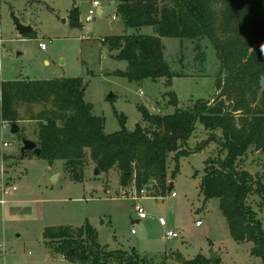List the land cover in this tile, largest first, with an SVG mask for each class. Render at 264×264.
Listing matches in <instances>:
<instances>
[{
    "label": "rangeland",
    "instance_id": "374dc122",
    "mask_svg": "<svg viewBox=\"0 0 264 264\" xmlns=\"http://www.w3.org/2000/svg\"><path fill=\"white\" fill-rule=\"evenodd\" d=\"M73 1L0 0V81L81 77L86 86L85 100L92 104L94 114L104 118L107 134L120 128L119 115L126 118V129L132 130L142 121L139 106L158 114L174 112L175 107L167 104V91L175 93L181 109L191 108L197 99L213 100L217 93L215 77L196 75L217 71L219 64L211 48L205 62L199 63L190 39L163 37L164 56L172 71L195 75L172 77L170 85L164 77L129 81L116 74L127 68L126 62L115 59L117 51L107 49L101 39L153 34V27L134 29L123 25L115 14L116 0H98V7L93 6V0H75L81 23L71 26L68 13ZM90 9L94 13L86 21ZM12 15L21 25L30 26L31 32L19 35ZM39 43L44 47L40 48ZM260 80L262 88L264 75ZM17 125L19 131L12 133L8 124L0 121V176L2 172L4 182L16 187L5 195V203H0V264H76L54 252L42 232L48 226L78 227L85 222L96 230L97 240L106 250L134 251L151 264H182L183 259L195 258L199 253L209 258L215 252L221 264H262L251 254L250 241L237 242L230 235L217 198L204 202L199 193L205 161L218 154L214 141L196 149L209 136L199 120L186 142L190 153L179 158V173L167 177L171 189L161 193L156 185L152 197L137 200L146 213V218L139 221L136 202L122 196L124 187L119 184L117 169L94 174V164L88 158L82 181H73L62 160L50 164L32 151L21 157L22 137L36 139L38 123L24 119ZM263 163L264 154L249 151L242 166L258 177ZM172 166L170 162L168 172ZM248 200L258 211L264 231L260 200L254 194ZM197 220L201 223L196 225ZM169 229L175 230L177 237L165 236Z\"/></svg>",
    "mask_w": 264,
    "mask_h": 264
},
{
    "label": "trees",
    "instance_id": "16d2710c",
    "mask_svg": "<svg viewBox=\"0 0 264 264\" xmlns=\"http://www.w3.org/2000/svg\"><path fill=\"white\" fill-rule=\"evenodd\" d=\"M116 1L115 14L123 25L134 29L148 25L154 32L111 35L103 40L107 49L117 51L115 59L126 62L127 68L116 74L134 82L164 77L170 85L172 77L184 73L172 71L162 38H188L196 51L195 60L205 62L211 48L218 61L215 73L196 74L215 77L213 100L197 99L191 108L181 109L175 93L167 91V104L175 107L174 112L151 113L139 106L142 121L132 130L126 129V118L119 115L120 128L107 134L104 118L94 114L92 104L85 100L81 77L16 79L0 81V121H36L39 157L50 164L62 160L73 181H82L89 158L100 172L117 169L124 188L133 184L140 189L155 181L162 193L172 187L166 184L168 175L174 178L179 173V158L190 153L186 142L199 120L209 136L196 149L214 141L218 150L215 158L205 161L199 193L204 202L217 198L230 235L237 242L250 241L251 254L264 264L262 219L248 200L254 194L260 200L258 208H264V163L258 177L242 166L249 151L264 154V87L260 85L264 0ZM68 17L71 26L80 25L75 0ZM170 162L173 169L168 172ZM42 238L54 252L76 264H151L134 251L106 250L89 222L78 227L48 226ZM182 264L221 262L199 253Z\"/></svg>",
    "mask_w": 264,
    "mask_h": 264
},
{
    "label": "built area",
    "instance_id": "2783aa9c",
    "mask_svg": "<svg viewBox=\"0 0 264 264\" xmlns=\"http://www.w3.org/2000/svg\"><path fill=\"white\" fill-rule=\"evenodd\" d=\"M93 6L94 7H98L99 6V1L98 0H93ZM96 10H99V8H97ZM94 13V10L90 9L88 11V15L86 17V21H90L91 19V16L90 14ZM81 38H85V36L82 34ZM102 41L104 39H101ZM1 42V40H0ZM39 46L40 48H43L44 47V44L43 43H39ZM2 123H5V124H8L9 126V122H2ZM4 146L7 145V143H3ZM3 173L1 172V176H0V191L2 193V196H5V195H8L10 191H14L16 190V187L13 186V185H8L7 182H4L3 180ZM148 185H151V188H149L147 186V184H145V186H143L142 188H137L136 186H134L133 184L131 185H128V187H125L123 188L122 190V196H126V197H129L131 198L132 200H134L136 202L135 204V210H136V213H137V219L136 220H141V219H144L146 218V213H145V210H144V207L137 203V200L140 199V198H144L146 196H151L152 197V193L155 191L154 189V186H156V182L155 181H152L151 183H149ZM171 196H175V193L172 192L171 193ZM1 203L4 202V199L2 198L0 200ZM161 221V224H164V220L160 219ZM201 223V220H197L196 222V225L197 224H200ZM131 232H134V230L132 229ZM165 236L167 237H177V232L173 229H169L165 232Z\"/></svg>",
    "mask_w": 264,
    "mask_h": 264
},
{
    "label": "water",
    "instance_id": "95a60500",
    "mask_svg": "<svg viewBox=\"0 0 264 264\" xmlns=\"http://www.w3.org/2000/svg\"><path fill=\"white\" fill-rule=\"evenodd\" d=\"M97 12L99 14L100 10H98ZM12 18L14 20L15 30L18 32L19 35L22 36L23 34H26L29 31H31V27L30 26L24 25V24L21 25L19 20L17 18L13 17V15H12ZM9 127H10V131L12 133H17L19 131V127H18L16 121L9 122ZM148 128H150V129H158V126L157 125L153 126L152 124H148ZM27 151H32V153L37 155V156L40 155V149H39V147H37L36 142L34 140H32V139L27 138V137H22V147L20 148L21 157H24L25 156V152H27ZM93 170H94V174H98L99 173V170L96 167H94ZM254 176L256 177V174H254ZM55 178L56 177H54L53 180ZM168 185H170V187H171L172 183L170 182ZM210 258L215 260V259L219 258V255H218L217 252L211 253Z\"/></svg>",
    "mask_w": 264,
    "mask_h": 264
},
{
    "label": "crops",
    "instance_id": "0c3cea01",
    "mask_svg": "<svg viewBox=\"0 0 264 264\" xmlns=\"http://www.w3.org/2000/svg\"><path fill=\"white\" fill-rule=\"evenodd\" d=\"M100 10V9H99ZM98 11V10H97ZM100 12H101V10H100ZM63 21H65V19L63 20ZM83 39V38H82ZM184 75H189V76H194L192 73H184ZM146 107V106H145ZM154 107H156V105H154ZM147 108V107H146ZM148 109V108H147ZM149 110V109H148ZM151 113H157L156 111L154 112V111H152V110H149ZM4 199L5 198V196H2V193H1V191H0V200L1 199ZM1 203V202H0ZM5 203V199H4V202L3 203H1V204H4ZM138 221V220H137Z\"/></svg>",
    "mask_w": 264,
    "mask_h": 264
}]
</instances>
